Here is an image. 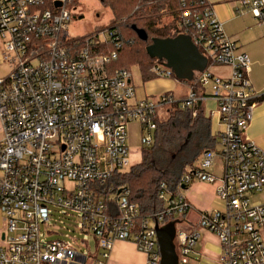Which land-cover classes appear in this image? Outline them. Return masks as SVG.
I'll return each mask as SVG.
<instances>
[{
  "label": "built area",
  "instance_id": "built-area-1",
  "mask_svg": "<svg viewBox=\"0 0 264 264\" xmlns=\"http://www.w3.org/2000/svg\"><path fill=\"white\" fill-rule=\"evenodd\" d=\"M73 1L0 0L2 60L8 68L0 77V264H88L91 257L92 264H105L117 241L134 243L146 264H160L155 224L188 223L193 206L185 191L195 182L215 186L222 207L199 211L190 232L176 224L179 264H200L202 232L219 240V264H264V202L250 198L264 192V148L245 133L263 95L249 79V55L226 32L214 5L194 0L196 11L191 6L182 11L191 19L188 36L207 59L189 94L179 100L169 92L138 99L131 72L110 73L122 47L111 27L84 37L69 34ZM233 1L235 14L249 13L264 27V0ZM106 43L114 46L109 54L101 50ZM217 66L228 68V77L214 71ZM152 73L174 76L162 61ZM209 97L217 109L208 115ZM172 105L193 116L202 110L216 144L174 187L162 183L163 208L144 216L127 192L120 190L112 200L114 186L105 196L100 185L132 167L130 125H139V145L150 146L161 110ZM57 211L68 232L52 238L57 233L50 217ZM87 238L94 240L95 254L77 250L89 248Z\"/></svg>",
  "mask_w": 264,
  "mask_h": 264
},
{
  "label": "trees",
  "instance_id": "trees-1",
  "mask_svg": "<svg viewBox=\"0 0 264 264\" xmlns=\"http://www.w3.org/2000/svg\"><path fill=\"white\" fill-rule=\"evenodd\" d=\"M77 2L73 1L74 4ZM102 3L113 10L114 20L110 27L122 45L117 58L109 65L110 73L130 72L129 65L138 64L145 80L156 77L152 68L160 61L157 57L152 58L147 48L154 39L182 34L191 36V19L183 17L182 11L188 6L198 9L194 0H102ZM164 15L171 19L167 24L162 22ZM140 31L146 33L147 40L140 38ZM101 50L103 54H109L114 51V46L106 43ZM182 83L191 86L195 79ZM212 131V122L202 110L193 116L191 110H184L179 105L167 107L157 120L153 144L142 147L141 162L100 185L101 190L106 196L109 187L114 186L116 191L112 200L117 199L120 190L127 192L144 216L158 212L163 208L159 198L161 184L174 187L188 167L193 166L205 151L215 147Z\"/></svg>",
  "mask_w": 264,
  "mask_h": 264
},
{
  "label": "rangeland",
  "instance_id": "rangeland-1",
  "mask_svg": "<svg viewBox=\"0 0 264 264\" xmlns=\"http://www.w3.org/2000/svg\"><path fill=\"white\" fill-rule=\"evenodd\" d=\"M211 4L214 5L215 13L218 15L221 8L224 9L225 14H227V32L231 34L234 39H239V44H243L247 38H260L264 36V27H258L257 22L249 15V13L243 15H236L235 12H231L232 5H237L236 2L232 0H209ZM218 3V4H217ZM217 4V5H216ZM74 9V16L75 18L69 25L68 31L72 37H84L96 30L106 29L111 26L112 21L114 20L113 10L110 7H105L102 3V0H78L77 4H75ZM171 19L168 16H162V22L167 24ZM244 45V44H243ZM2 41L0 38V77L7 75L8 68L6 64L2 60ZM130 72L132 74V81L133 84L137 87V97L138 99H145V98H155L159 97L165 93H171L174 95L175 100H179L185 98L189 94V87L186 86L182 81L178 80L175 76L173 77H152L150 80H145L142 75V69L138 64H130ZM220 66L215 67L214 71L219 74H223L224 77H228L229 72L226 69H221L219 72L217 71ZM207 94L212 95L213 89L212 86H206ZM209 101L205 104V112L209 115L211 112H215L217 109V104L212 98L209 97ZM163 113L165 110H161ZM130 130V140L129 144L131 147V163L132 166L137 165L142 160V147L139 145L140 140V129L137 123H133L129 127ZM221 146L217 144L216 150L219 151ZM216 164H219V158H217ZM196 163V162H195ZM194 163V164H195ZM189 168V167H188ZM187 168V169H188ZM215 173L218 171L214 169ZM218 174V173H217ZM198 182L192 184L193 187L197 186ZM190 186V187H191ZM189 187V188H190ZM192 189H189L185 192H191ZM252 202L261 201L263 198L261 194H254L250 196ZM199 207L197 204H195ZM61 212L57 211L54 213L50 218V222L52 224V228L57 233L55 236H51L52 238L55 237H63L64 234H67L68 230L64 229L60 222L58 221L61 218ZM185 219L188 223L183 222L177 224V229L183 230L184 232H190L193 229L199 220L200 214L198 213L197 209H192L189 213L185 216ZM68 225V222L66 223ZM202 242L206 241V234L202 232L201 234ZM89 248H82L77 247L79 252H83L87 255L88 250L95 254V242L94 240L87 238ZM208 253V252H207ZM207 253H203L207 255ZM94 260L89 258L88 264H92Z\"/></svg>",
  "mask_w": 264,
  "mask_h": 264
},
{
  "label": "crops",
  "instance_id": "crops-1",
  "mask_svg": "<svg viewBox=\"0 0 264 264\" xmlns=\"http://www.w3.org/2000/svg\"><path fill=\"white\" fill-rule=\"evenodd\" d=\"M236 7L237 5H232L231 12H235ZM251 17L253 18L252 15ZM218 18L224 23L225 29H227L228 19L223 8L220 9ZM257 26L261 27L258 25V22ZM229 36L240 46L242 51L249 55L251 60L249 79L257 94L263 95L260 103L254 111L253 119L245 133L248 139L254 141L255 144L264 148V36L253 39L247 38L243 43L244 45L239 44V39H234L231 34H229ZM221 69H227L229 72L228 68L222 66L219 67L217 71L219 72ZM198 183L200 184L193 187V189L191 186L186 190L188 191L189 189H192L190 193L185 192V195L191 202L193 209H197L198 212L202 210L210 211L220 209L222 204L216 196L215 186L204 182ZM261 195L263 197L261 202H264V192L261 193ZM195 204H197L199 207H197ZM3 227L4 216L0 213V234ZM204 233L207 236L206 241L202 242L201 237L197 245V251L200 256V264H219L220 262L218 259L221 254L220 242L215 235L208 232ZM203 253H207V255H204ZM147 260L148 259L146 255L140 252L134 243L117 241L113 250L111 251L110 257L106 260L105 264H146Z\"/></svg>",
  "mask_w": 264,
  "mask_h": 264
},
{
  "label": "water",
  "instance_id": "water-1",
  "mask_svg": "<svg viewBox=\"0 0 264 264\" xmlns=\"http://www.w3.org/2000/svg\"><path fill=\"white\" fill-rule=\"evenodd\" d=\"M142 40H147L144 32H138ZM152 58L164 62L180 81H192L195 72H203L207 66V59L198 50L188 35H179L165 39H154L147 48ZM169 222L163 226L155 224L157 243L161 255L160 264H179L175 246L176 224ZM3 239V236H2Z\"/></svg>",
  "mask_w": 264,
  "mask_h": 264
}]
</instances>
